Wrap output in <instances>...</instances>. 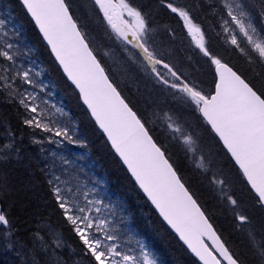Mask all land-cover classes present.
<instances>
[{
  "label": "snow or ice",
  "instance_id": "6c2138e0",
  "mask_svg": "<svg viewBox=\"0 0 264 264\" xmlns=\"http://www.w3.org/2000/svg\"><path fill=\"white\" fill-rule=\"evenodd\" d=\"M19 3L105 146L196 264H264V0ZM161 11L176 27L154 26ZM161 34L169 45L187 41L192 51L187 59L202 60L207 78H194L167 59L171 49L161 47ZM19 37L0 18V105L14 108L21 126L18 136L0 112V243L19 264H67L58 255L66 246L58 230L35 216L29 223L27 206H21L27 224L22 238L19 217L12 216L38 171L54 210L77 242L78 250L67 245L78 257L72 264H158L147 243L127 226L123 205L105 203L96 187L80 179L83 169L76 160L83 156L71 159L57 151L66 145L87 147V140L71 118L57 119L68 117L63 108L40 95H51L40 79L46 69L33 58L36 47L21 46ZM105 41L124 59L118 60ZM109 61L135 67L145 90L127 69L124 79L136 83V100ZM23 129L31 130L29 143L39 147L38 158L27 151ZM37 130L45 135L38 137ZM176 147L181 156L173 152ZM34 159L42 166L34 167ZM182 166L192 175H184ZM13 171L28 179L12 184ZM202 192L210 194L222 226ZM121 232L135 248L121 245Z\"/></svg>",
  "mask_w": 264,
  "mask_h": 264
},
{
  "label": "trees",
  "instance_id": "16d2710c",
  "mask_svg": "<svg viewBox=\"0 0 264 264\" xmlns=\"http://www.w3.org/2000/svg\"><path fill=\"white\" fill-rule=\"evenodd\" d=\"M137 2L140 1L137 0ZM0 3L2 4L3 11L8 15L9 23L20 32L21 41H19L21 46L27 44L36 47V52L33 54V58L37 59V63L46 69L43 73L44 76H41L42 80L50 86L53 85V94L58 96V98H55L54 100L56 102L60 101L59 107L63 108V110L68 113V117L70 116L72 118L71 120L75 122L78 129V135L87 140V147H84V149L92 163V173H95L101 179L99 189L104 191L108 197H111L112 204H122L126 209L125 215L129 216L127 225L132 230L135 238L143 239L147 243L148 248L157 259L158 264H196L186 250L178 243L176 238L162 224L147 201L139 193L136 187H134L133 183L130 182L129 177L122 167L119 166V162L111 150L105 146L103 136L94 129L93 124L89 121L86 115V111L78 105L76 96L73 95L67 82L62 79V74L55 70L52 59L50 58L49 53L45 50L43 43H38V33L18 1L0 0ZM155 24H169L172 27H176V22H174V20L163 11L159 12L157 15L154 26ZM158 39L163 41L161 44L162 48L171 49L170 55L166 52L167 59L172 60L173 63H176L181 69L189 72L195 78H207L205 74L208 72V69L203 65L202 60L195 56H193L192 61L187 59L192 55V51L187 46V41H185L184 44L177 41L175 45H169L163 34H161ZM104 43L107 47L115 48L117 54L116 58L118 60L124 59L123 55L120 54L119 48L115 47V45L110 42L105 41ZM213 44L218 50H222V46H220L218 41L214 40ZM224 55L230 56L238 65L242 63V61L236 60V58L229 52H224ZM108 63L113 69V75L117 80L125 78V69H127V74L130 76L136 75L137 79L140 80V86H144V82L136 73L134 66L129 67L125 64L123 67L124 72H121L118 70V64H115L112 61H109ZM134 84L136 85L135 82ZM124 89L133 100L138 98L135 94L136 88L133 87V81L131 82L130 80L124 79ZM0 112L8 115L12 127L16 129L17 135L19 136L21 134V126L15 109L7 105H0ZM189 118L194 121V117L189 116ZM30 131L31 130L23 129L24 143L27 151L34 158H38L39 147L29 143L28 133ZM37 136L43 137L39 134V130H37ZM173 152L177 156L182 155L178 147L173 148ZM33 164L34 167L42 166L36 165L35 159ZM182 171L186 176L192 175L186 167L182 166ZM8 179L12 184L18 186L21 179L27 180L28 178L26 176L21 177L19 173L13 171L9 173ZM49 197L46 183L41 174L37 171L36 176L32 181V185H29L24 192L20 193L18 198L19 202L17 203L16 209L13 210L12 216L14 219L19 217V219H16V226L20 228L22 238L27 235L24 231L27 224L22 223L24 221V214L19 211L21 206H27L29 223H31L33 216H35L41 219L44 223L51 224L52 228H56L66 241V246L63 249L58 250V255L63 260L67 261V264H72V261L78 258L72 253L73 248L78 250L77 242L71 234L70 227L65 225L63 219L59 216V213L54 210V205ZM98 198L104 200V197L100 195ZM201 199L208 204L209 211L213 212L216 225L222 226L224 224L223 217L219 216V214L214 211L212 206L213 201L210 198V194L208 192H202ZM10 202L11 201H9V203ZM123 236V234H120V243L122 246L125 248L136 247L134 243L126 241ZM67 245H71L72 249L67 247ZM130 245H132V247ZM0 250L6 252V248L2 243H0ZM11 254L14 256L15 253L11 251ZM15 257H11V260L5 258L4 261L1 260L4 258H1L0 256V264H6L5 262H8L7 264H19L17 257L16 259Z\"/></svg>",
  "mask_w": 264,
  "mask_h": 264
},
{
  "label": "rangeland",
  "instance_id": "374dc122",
  "mask_svg": "<svg viewBox=\"0 0 264 264\" xmlns=\"http://www.w3.org/2000/svg\"><path fill=\"white\" fill-rule=\"evenodd\" d=\"M0 18H3V19H6V22H7V29H13L14 27L9 23L8 21V15L5 11H3V7H2V4L0 3ZM21 38L19 37V40ZM21 41V40H20ZM119 68L118 70L119 71H123L124 72V69L122 67H120V65H118ZM42 76H44L42 74ZM132 82V81H131ZM47 84V83H46ZM49 85V84H48ZM133 87L136 88V85L134 84L133 82ZM141 87V91L143 92L145 90V87L144 86H140ZM46 92H51V95L48 96L44 93H41L40 95L44 98V99H47L49 101L50 104H55L58 108H59V104H60V101L56 102L54 99L55 98H58L57 95H54L53 94V85L50 86L46 89ZM57 100V99H56ZM54 111V110H52ZM69 118H71L70 116L69 117H59V115H57V119L60 120V121H64L66 122ZM72 119V118H71ZM42 136H44L45 134L43 133H40ZM81 138H83L81 136ZM84 139V138H83ZM49 150H53L55 149V145H49L48 146ZM57 151H62L64 154L68 155L69 158L71 159H75L77 156H83V159H80V160H76V164L79 168H82L83 169V172H81L79 175H80V179L88 184L90 187H94L96 186L97 188V191L99 193L100 196L104 197V201L105 203H111V197H108L106 195V193H104V191H101L99 189V184H95V181L96 180H100L101 179L95 174V173H92L93 171V167H92V164H91V161L89 160V158L87 157V152L86 150L84 149V147H80L79 145H66L62 150H57ZM66 152V153H65ZM39 157V156H38ZM92 173V174H91ZM125 214V212H124ZM119 215H120V211H119V208L117 209V217H115L114 219H119ZM128 223V221L126 222ZM128 226V225H127ZM120 234H123L124 238L126 239V241H130L132 242L131 240H129L126 236V234L124 232H121ZM134 235V234H133ZM133 243V242H132ZM132 247V245H130ZM13 254H11V251L7 250L6 249V252H0V256L2 258H11L13 257L12 256ZM5 258L4 259H1V260H4L5 261ZM7 263V262H5Z\"/></svg>",
  "mask_w": 264,
  "mask_h": 264
},
{
  "label": "bare ground",
  "instance_id": "6f19581e",
  "mask_svg": "<svg viewBox=\"0 0 264 264\" xmlns=\"http://www.w3.org/2000/svg\"><path fill=\"white\" fill-rule=\"evenodd\" d=\"M140 1V0H139ZM166 18V17H165ZM169 19V18H168ZM160 20V19H159ZM175 22V21H174ZM176 25V24H175ZM166 39V38H165ZM179 42V41H178ZM179 47V46H178ZM172 61V60H171ZM176 64V63H175ZM194 75V74H193ZM194 77V76H193ZM195 78V77H194ZM40 79H42L41 77H40ZM65 86V85H64ZM65 94V93H64ZM131 97V96H130ZM64 101H66V100H64ZM60 108V107H59ZM85 117V116H84ZM77 121V120H76ZM104 138V137H103ZM38 149V148H37ZM66 153V152H65ZM118 160V159H117ZM111 168V167H110ZM109 181V180H108ZM50 198V197H49ZM60 216V215H59ZM45 221V220H44ZM51 225V224H50ZM61 226V225H60ZM63 226V225H62ZM56 229V228H55ZM135 237V236H134ZM133 248V247H132ZM74 249V248H73ZM1 251V250H0ZM189 254V253H188ZM16 255L14 254V256L13 257H15ZM189 256L195 261V258L194 257H192L190 254H189ZM2 258V257H1ZM0 258V259H1ZM5 258V257H4ZM7 259V258H6ZM15 259H16V257H15ZM8 260V259H7ZM11 260V259H10ZM14 260V259H13ZM12 260V261H13ZM3 262V261H2ZM17 262V261H16ZM8 263V262H7ZM6 263V264H7ZM13 264V263H12Z\"/></svg>",
  "mask_w": 264,
  "mask_h": 264
},
{
  "label": "water",
  "instance_id": "95a60500",
  "mask_svg": "<svg viewBox=\"0 0 264 264\" xmlns=\"http://www.w3.org/2000/svg\"><path fill=\"white\" fill-rule=\"evenodd\" d=\"M37 30V29H36ZM38 32V30H37ZM142 194V193H141ZM143 195V194H142ZM146 199V198H145ZM150 204V202H148ZM152 207V206H151ZM154 210V209H153ZM156 213V212H155ZM158 216V213H156ZM159 217V216H158ZM160 219V218H159ZM161 220V219H160ZM162 221V220H161ZM163 223V222H162ZM164 224V223H163ZM165 225V224H164ZM166 226V225H165ZM167 227V226H166ZM168 229V228H167ZM171 233H173L170 229H168ZM174 234V233H173ZM175 235V234H174ZM177 238V237H176ZM178 239V238H177ZM180 242V241H179ZM182 244V242H180ZM185 247V246H184Z\"/></svg>",
  "mask_w": 264,
  "mask_h": 264
}]
</instances>
